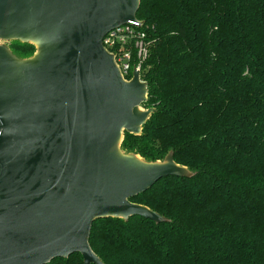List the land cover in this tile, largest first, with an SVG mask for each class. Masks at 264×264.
<instances>
[{
	"label": "trees",
	"instance_id": "1",
	"mask_svg": "<svg viewBox=\"0 0 264 264\" xmlns=\"http://www.w3.org/2000/svg\"><path fill=\"white\" fill-rule=\"evenodd\" d=\"M136 19L149 47L141 107L153 111L120 148L147 162L170 154L188 175L130 199L164 221L97 219L91 250L103 264H264V0H140Z\"/></svg>",
	"mask_w": 264,
	"mask_h": 264
},
{
	"label": "water",
	"instance_id": "2",
	"mask_svg": "<svg viewBox=\"0 0 264 264\" xmlns=\"http://www.w3.org/2000/svg\"><path fill=\"white\" fill-rule=\"evenodd\" d=\"M140 0H0V40L30 43L18 58L0 45V264H48L89 246L97 219L164 221L130 199L158 180L185 177L172 156L124 153L153 109L133 71L125 81L102 39L136 20Z\"/></svg>",
	"mask_w": 264,
	"mask_h": 264
},
{
	"label": "built area",
	"instance_id": "3",
	"mask_svg": "<svg viewBox=\"0 0 264 264\" xmlns=\"http://www.w3.org/2000/svg\"><path fill=\"white\" fill-rule=\"evenodd\" d=\"M140 27L139 20L129 21L110 30L102 39L104 49L113 55L115 65L125 81L132 79L133 71L139 72L140 79L142 63L148 56V43Z\"/></svg>",
	"mask_w": 264,
	"mask_h": 264
},
{
	"label": "rangeland",
	"instance_id": "4",
	"mask_svg": "<svg viewBox=\"0 0 264 264\" xmlns=\"http://www.w3.org/2000/svg\"><path fill=\"white\" fill-rule=\"evenodd\" d=\"M0 45L6 46L8 48L9 42L0 40Z\"/></svg>",
	"mask_w": 264,
	"mask_h": 264
}]
</instances>
